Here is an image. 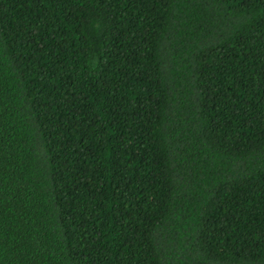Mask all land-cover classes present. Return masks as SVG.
Wrapping results in <instances>:
<instances>
[{"label":"trees","instance_id":"obj_1","mask_svg":"<svg viewBox=\"0 0 264 264\" xmlns=\"http://www.w3.org/2000/svg\"><path fill=\"white\" fill-rule=\"evenodd\" d=\"M0 264H264V0H0Z\"/></svg>","mask_w":264,"mask_h":264}]
</instances>
